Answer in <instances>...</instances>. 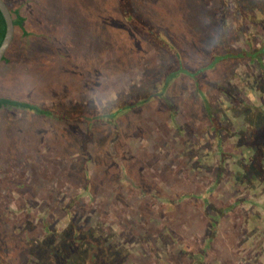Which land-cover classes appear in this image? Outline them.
<instances>
[{
	"label": "rangeland",
	"instance_id": "obj_1",
	"mask_svg": "<svg viewBox=\"0 0 264 264\" xmlns=\"http://www.w3.org/2000/svg\"><path fill=\"white\" fill-rule=\"evenodd\" d=\"M9 1L29 17L45 45L44 53L18 66L0 64V97L59 108L68 119L0 109V264H60L62 255L40 261L42 243L28 259L25 244L45 241L56 249L65 243L75 252L80 228L88 236L104 230L107 247L120 243L130 252L129 264L200 263L186 251L202 254L200 264L254 259L260 247H247L249 240L264 241V183L258 171L246 168L254 152L241 140L253 134L264 111L261 72L258 65L232 60L206 67L213 45L217 56L227 52L226 42L234 51L245 49L255 32L262 46V27L247 20V33L236 31L231 3L224 30L217 24L221 0H139L138 10L166 32L185 67L204 68L201 89L217 122L197 97L199 79L182 74L167 94L175 112L157 99L118 118L119 128L97 123L91 131L73 119L93 113L81 107L90 99L103 104L133 83L140 86L146 72L161 67L156 50L122 19L117 0H85L81 12H69L76 23L56 28L38 16L41 1ZM51 48L60 51L52 55ZM233 87L240 103L228 93ZM238 173H250L245 184ZM74 222L73 235L61 238ZM221 244L232 250L225 257L218 252ZM104 248L91 255L101 256ZM242 254L247 257L241 262ZM116 256L107 264H122Z\"/></svg>",
	"mask_w": 264,
	"mask_h": 264
},
{
	"label": "trees",
	"instance_id": "obj_2",
	"mask_svg": "<svg viewBox=\"0 0 264 264\" xmlns=\"http://www.w3.org/2000/svg\"><path fill=\"white\" fill-rule=\"evenodd\" d=\"M41 1V2H40ZM73 2V5L69 3ZM85 0H48L44 2L43 0H39L40 3L35 6L36 10H38V16L44 19V24L49 26H61L63 23L74 24L76 23L73 17L69 12L73 9L75 12H81L79 10L80 4ZM91 1V0H86ZM139 0H117V7L120 16L122 19L131 27L134 28V31L138 33V35L145 40V42L156 50L157 55L161 60V67L157 72L145 73V81L139 86L133 83L130 86L129 91H123L117 93L111 99H108L105 103L100 104L95 99H90L87 102V105L81 107V110H91L93 113L86 118L82 115V117L76 116L73 118L78 123H84L87 125V128L92 131V127L95 124H110L114 127H118V118H121L125 115H129L131 112L136 110H142L146 106H150L155 100L161 99L171 111V113L175 112V108L170 100L167 97L168 90L173 84V81L182 74H188L191 77H195L196 80L199 79L197 83V97L203 104L204 110L207 112L209 117L217 122V118L215 116L214 108L210 104V96L206 93L205 90L201 89L200 77L203 74V69H198L196 71L188 70L181 57L178 49L173 45L170 38L166 34V32L153 23L146 15H144L141 11L138 10L137 3ZM202 1V0H201ZM223 5L222 12L218 18L217 24L223 28L224 30H228V22L227 17L229 14L230 4L233 3L235 7V11L233 12V16L235 17L237 27L236 31H243L247 33V20H252L255 23V28L262 27L264 31V0H221ZM241 1L243 3H241ZM7 5L9 6L12 15L14 17L15 24V36L13 42L8 49L6 55L4 56L1 65L8 64L11 66H18V64L23 63L26 60H30L32 56H36L39 51L44 53L43 49L45 44L41 41L42 39L38 38L39 36L35 33L31 28L29 23V17L24 14V12L20 9V7H14V1L5 0ZM255 2L257 3V11L255 8ZM112 7V5H109ZM51 26V27H52ZM214 27H217L214 25ZM7 31L6 21L2 12L0 11V47L5 39ZM235 32V31H233ZM81 40V39H79ZM94 40L97 41V35L94 37ZM92 40V41H94ZM258 36L255 32L249 34L248 37V46L245 49H239L238 51H234L231 49V45L226 42L225 49L226 53L223 55H214V48L211 47L212 56L210 65L208 67L215 66L221 61H242L248 64V66L258 65L260 69V74L258 75L259 84L264 85V42L262 46L258 47ZM93 42L97 44V42ZM59 49H49L51 51L50 54L54 55L57 53ZM60 51V50H59ZM97 51V50H96ZM94 50V52H96ZM41 59H35L33 61L38 62ZM43 61V59H42ZM257 78V80H258ZM262 91H264L263 87H260ZM234 87L228 90L230 96L233 97L236 101L240 103V96H237L234 93ZM264 93V92H263ZM264 95V94H263ZM80 108V106H78ZM0 109H17L22 111L31 112L33 114L50 117L57 120L66 121L68 117L62 115V112L59 108H46L42 106H38L34 103L22 101L19 99H11L7 97H0ZM257 123L252 127L253 134H250L242 138V144L246 147L247 152H254V160L247 163L246 168L251 167L250 169H254L258 171V176L262 177L261 183H264V111L260 112L256 117ZM73 120V121H74ZM75 122V121H74ZM4 126V125H2ZM258 127V128H257ZM257 128V129H255ZM259 131V132H258ZM13 136V135H12ZM86 151V148H85ZM88 164L89 161H85V172L86 174V185L90 186L92 184V180L90 179L88 173ZM246 170V169H244ZM250 173L237 174L238 179L245 184V179L249 176ZM212 228L215 227V223H212ZM76 230L75 222L71 225V228L65 234H62L61 238L67 239V237L72 234ZM79 239L76 240L79 243V250L76 249L75 252L72 251L70 244H62L61 247H57L56 249H52L51 245L45 246V241L33 240L25 244L26 256L30 259V256H36L39 251L40 244L42 243V254H39V259L41 262H47L50 258L53 260L59 261L57 255H62L60 264H73V258L77 254L80 255L79 263L80 264H107L116 259L122 261V264H129V259L131 257L130 252L126 250L120 243H117L113 246H106V241L108 240L105 234V231L102 230L99 233L93 231L91 234H88L80 228L74 237ZM87 236H85V235ZM50 236L51 233H50ZM49 237V235H48ZM73 237V238H74ZM83 238V239H82ZM99 238V239H98ZM50 239V238H49ZM70 240V239H69ZM84 240V241H83ZM48 241V240H47ZM52 244L54 245L55 240L54 237L51 239ZM70 242H73L70 240ZM43 245L45 247H43ZM99 246H104L103 250H100L101 256L94 257L91 255L93 250L99 248ZM185 254L191 256L194 262H202V254H193L189 251L184 252ZM56 257V258H55ZM63 258V259H62ZM196 263V264H200Z\"/></svg>",
	"mask_w": 264,
	"mask_h": 264
},
{
	"label": "water",
	"instance_id": "obj_3",
	"mask_svg": "<svg viewBox=\"0 0 264 264\" xmlns=\"http://www.w3.org/2000/svg\"><path fill=\"white\" fill-rule=\"evenodd\" d=\"M0 11L2 12L4 19L6 21L7 31L5 35V39L0 47V64L6 55L8 49L10 48L14 36H15V24H14V17L12 12L5 2V0H0Z\"/></svg>",
	"mask_w": 264,
	"mask_h": 264
},
{
	"label": "crops",
	"instance_id": "obj_4",
	"mask_svg": "<svg viewBox=\"0 0 264 264\" xmlns=\"http://www.w3.org/2000/svg\"><path fill=\"white\" fill-rule=\"evenodd\" d=\"M230 241H228V243H229ZM249 243H248V247H247V249L249 250V249H251L252 247H254V244L258 247H260V250L259 251H257V253H256V255L254 256V259H253V257L251 258V257H249L250 259H251V261L250 262H246V264H264V256H263V252H264V241H262V243H261V241H260V243H259V240H257L256 242H254L253 240H249L248 241ZM231 245H233V244H231ZM228 244L226 245V244H221V247H219V254L221 253V251H223V254H224V257H225V255H226V253L227 252H229V251H232V250H227L228 249ZM231 248H234L235 249V247H234V245L231 247ZM240 250H243L244 251V253H246V251L243 249V247H242V245H241V247H240ZM235 252H236V249H235ZM229 254V253H228ZM243 255V254H242ZM235 257V256H234ZM242 257V260H241V262L242 261H245V258L247 257V256H245V254L243 255V256H241Z\"/></svg>",
	"mask_w": 264,
	"mask_h": 264
}]
</instances>
